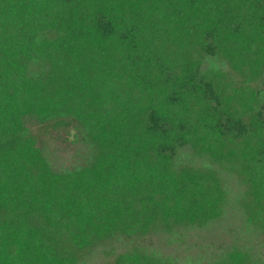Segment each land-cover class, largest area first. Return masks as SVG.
<instances>
[{
	"label": "trees",
	"instance_id": "obj_1",
	"mask_svg": "<svg viewBox=\"0 0 264 264\" xmlns=\"http://www.w3.org/2000/svg\"><path fill=\"white\" fill-rule=\"evenodd\" d=\"M0 264H264V0H0Z\"/></svg>",
	"mask_w": 264,
	"mask_h": 264
}]
</instances>
